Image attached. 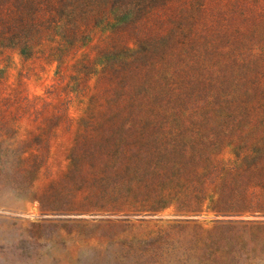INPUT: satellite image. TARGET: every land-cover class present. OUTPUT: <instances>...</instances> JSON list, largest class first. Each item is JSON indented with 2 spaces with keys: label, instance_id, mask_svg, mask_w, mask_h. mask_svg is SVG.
<instances>
[{
  "label": "rangeland",
  "instance_id": "obj_1",
  "mask_svg": "<svg viewBox=\"0 0 264 264\" xmlns=\"http://www.w3.org/2000/svg\"><path fill=\"white\" fill-rule=\"evenodd\" d=\"M35 1L0 0V264H264V0H58L82 28L23 56Z\"/></svg>",
  "mask_w": 264,
  "mask_h": 264
},
{
  "label": "trees",
  "instance_id": "obj_2",
  "mask_svg": "<svg viewBox=\"0 0 264 264\" xmlns=\"http://www.w3.org/2000/svg\"><path fill=\"white\" fill-rule=\"evenodd\" d=\"M42 1L45 2L48 7L60 11L61 16L60 14H52L49 17H40L36 15L33 18L27 19L22 15H17L7 19V23L4 22V25L8 29L6 31L11 35L9 40L12 42L13 47H17L21 51L23 56L28 54L30 50L33 52L32 44L34 41L40 40L45 30H50L55 33L57 31H64L65 26L69 27L72 32L82 28V20L80 18L62 15L68 6L66 2L58 0H36L34 9L41 7L42 4L39 2ZM22 35L28 37L27 42L19 41ZM237 203L238 205H249L247 204V200L244 199H238Z\"/></svg>",
  "mask_w": 264,
  "mask_h": 264
}]
</instances>
